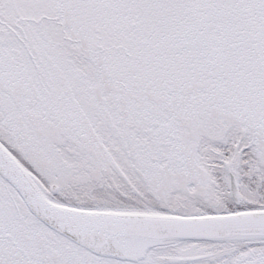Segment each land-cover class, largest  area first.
<instances>
[{
	"label": "snow or ice",
	"instance_id": "1",
	"mask_svg": "<svg viewBox=\"0 0 264 264\" xmlns=\"http://www.w3.org/2000/svg\"><path fill=\"white\" fill-rule=\"evenodd\" d=\"M0 264H264V0H0Z\"/></svg>",
	"mask_w": 264,
	"mask_h": 264
}]
</instances>
